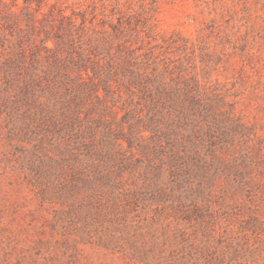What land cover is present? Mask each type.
<instances>
[{
    "label": "rangeland",
    "instance_id": "1",
    "mask_svg": "<svg viewBox=\"0 0 264 264\" xmlns=\"http://www.w3.org/2000/svg\"><path fill=\"white\" fill-rule=\"evenodd\" d=\"M39 1L98 38L122 23L194 108L161 159L141 134L120 187L0 110V264H264V0Z\"/></svg>",
    "mask_w": 264,
    "mask_h": 264
},
{
    "label": "trees",
    "instance_id": "2",
    "mask_svg": "<svg viewBox=\"0 0 264 264\" xmlns=\"http://www.w3.org/2000/svg\"><path fill=\"white\" fill-rule=\"evenodd\" d=\"M33 1L0 0V110L25 135L54 140L88 161L93 176L120 187L132 149H148L138 142L142 133L156 146L146 152L150 160L173 148L168 120L193 111L189 91L157 74L124 38L122 23L98 38L83 18L41 13Z\"/></svg>",
    "mask_w": 264,
    "mask_h": 264
}]
</instances>
